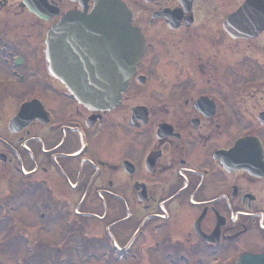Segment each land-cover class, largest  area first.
Listing matches in <instances>:
<instances>
[{
    "label": "flooded vegetation",
    "instance_id": "af4514ba",
    "mask_svg": "<svg viewBox=\"0 0 264 264\" xmlns=\"http://www.w3.org/2000/svg\"><path fill=\"white\" fill-rule=\"evenodd\" d=\"M95 1L0 0V185L31 198L37 244L106 264L264 254V0H117L142 53L111 107L68 87L127 46L118 19L80 17Z\"/></svg>",
    "mask_w": 264,
    "mask_h": 264
},
{
    "label": "rangeland",
    "instance_id": "374dc122",
    "mask_svg": "<svg viewBox=\"0 0 264 264\" xmlns=\"http://www.w3.org/2000/svg\"><path fill=\"white\" fill-rule=\"evenodd\" d=\"M15 192L17 190L13 183L7 187L0 185V264H27V262H31L30 264H106L100 257L88 259L87 251L83 250H50L46 253L47 251L36 242H34V252L25 247L26 242L28 244L32 242L31 237L28 236H35L38 243L46 242L47 236L44 231L45 225L40 224L35 229L36 219L31 208V198L23 193L11 199ZM21 233H23L22 236ZM56 242H61L59 237L56 238ZM98 253L100 254L99 251ZM52 255L55 260L51 258ZM107 264H133V262L122 259Z\"/></svg>",
    "mask_w": 264,
    "mask_h": 264
},
{
    "label": "water",
    "instance_id": "95a60500",
    "mask_svg": "<svg viewBox=\"0 0 264 264\" xmlns=\"http://www.w3.org/2000/svg\"><path fill=\"white\" fill-rule=\"evenodd\" d=\"M111 1V0H109ZM108 0H99L96 3L95 8L89 15L80 16L82 19L94 20L97 18H104L107 16V12L104 9L103 4H109ZM111 3L116 6L115 1ZM115 16L121 20L124 27L128 26V16H126L121 8L114 7ZM111 11V10H108ZM133 35V38L131 37ZM133 39V40H132ZM132 40V41H131ZM136 32H128V41L130 47L124 49L123 52H119L117 58L113 62L107 64L104 60L96 66H92L95 72L91 71L86 76L77 75L78 78H74L75 81L70 88L72 94L80 102L93 105L94 107H106L113 105V103L119 98V94L126 87L127 81L130 77L132 61H136L138 55V47L136 43ZM133 42V45H132ZM51 46V45H50ZM71 51V49H69ZM120 51H122L120 49ZM57 58L63 62L66 58L63 49L58 50ZM62 78V76L60 75ZM70 83V82H69ZM71 84V83H70ZM26 105L22 107V113ZM239 264H264V255H245L239 260Z\"/></svg>",
    "mask_w": 264,
    "mask_h": 264
}]
</instances>
